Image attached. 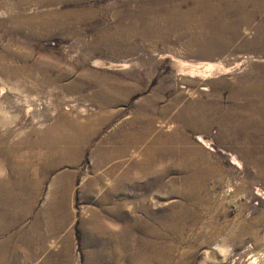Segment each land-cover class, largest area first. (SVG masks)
<instances>
[{
	"label": "rangeland",
	"instance_id": "374dc122",
	"mask_svg": "<svg viewBox=\"0 0 264 264\" xmlns=\"http://www.w3.org/2000/svg\"><path fill=\"white\" fill-rule=\"evenodd\" d=\"M70 3L0 0V263L264 264L263 12L210 59L194 22L143 30L214 0Z\"/></svg>",
	"mask_w": 264,
	"mask_h": 264
},
{
	"label": "bare ground",
	"instance_id": "6f19581e",
	"mask_svg": "<svg viewBox=\"0 0 264 264\" xmlns=\"http://www.w3.org/2000/svg\"><path fill=\"white\" fill-rule=\"evenodd\" d=\"M44 2H50V3H60L61 4H64V5H68L71 1L73 0H43ZM75 1V0H74ZM77 1V0H76ZM82 1V0H81ZM217 2V4H212V5H207L206 3V8H202L203 10L200 11V6H199V10H195V9H192V6L190 9L187 10H183L181 7H178L176 9H173L172 11H168L166 14V16L164 17V19H166V21H169L171 20V25H168V26H161V25H158L157 27L153 26L150 28V30H143V31H150L151 33H156V32H159L163 29H168V31H173L175 29H178V28H181V29H191L190 25H193V22L195 23V27L198 26L199 28H201L202 30H205L206 33L208 31V35L206 36V40L202 43H199L198 41H192L191 42V45H200V48L202 47L203 50H206L204 52V56L205 57H208L210 59H212L215 55L221 53V52H224L225 50L228 49V46H229V40H227L226 38L223 37V34L228 30V29H231V27L229 26L230 22L235 19V25H239L241 24L242 22L246 21L247 19V14L246 13H243V12H240V11H243V10H246L247 8H244V7H248V5H252V13H253V17L257 16L258 14L262 13L263 12V15H264V0H236V2H231V3H227L225 2L224 0H214V2ZM205 3V2H204ZM210 2H208L209 4ZM71 4V3H70ZM198 4V3H197ZM222 5H227L228 7L224 8V11H221L222 12H217L216 9L218 7H220ZM202 5V3H201ZM194 6V5H193ZM196 6V5H195ZM204 6V5H203ZM215 6V7H214ZM168 7V6H167ZM197 7V6H196ZM223 7V6H222ZM68 8V6H67ZM198 8V7H197ZM79 9V8H78ZM80 10V9H79ZM86 10V9H85ZM219 10V11H220ZM81 11V10H80ZM62 12V13H61ZM60 13H56L55 15L56 16H60V15H65V16H69V15H73L75 14L77 11L75 9H68L67 11L65 10V12L61 11ZM83 12V11H82ZM81 12V13H82ZM86 12V11H84ZM234 12H238L237 14H235ZM167 14L169 16H167ZM199 14V16H198ZM173 15L177 16V17H174ZM200 15H204L206 16L205 20H202L201 17L200 18ZM168 17V18H167ZM176 18V19H174ZM201 19V20H200ZM156 20V18L154 19ZM153 20V21H154ZM163 20V19H162ZM156 22V21H155ZM149 23V22H148ZM157 23V22H156ZM151 24V23H150ZM260 25V24H259ZM144 26V25H143ZM149 26V25H147ZM194 26V25H193ZM145 28V27H144ZM259 28V27H258ZM180 30V29H179ZM259 32H258V36L256 37V40L253 41V43H250V42H246L245 44V47H247L248 49H251V50H257V49H261L262 47H264V33L262 32L264 30V25L262 28H259L258 29ZM261 31V32H260ZM176 32V30H175ZM236 33H238V30L236 29L235 30ZM199 40V39H198ZM109 45L111 44H108V42H104V48L103 49H93L92 51L95 52V53H105L107 50H109L110 47H108ZM259 92V95H263L264 96V87L263 86H255V89L253 90V92ZM255 105V111L253 113H251L252 117L254 118V123L256 125V116H257V124H258V127L260 128L259 130L261 131V133L264 132V100H257L256 99V103H254ZM244 110V109H242ZM65 121V120H64ZM62 121V122H64ZM246 121V120H245ZM68 122V121H67ZM66 122V123H67ZM238 123H242L244 122L243 119L241 120H238L237 121ZM247 123V122H246ZM249 123V122H248ZM75 124V123H74ZM66 124H62L60 123L59 124V127L51 132H49L47 134L46 137H48V139L53 142H51L52 144L55 145V143L57 144L56 147L58 145H62V144H65L66 142H72V143H75V144H80L82 139L84 136L81 135V129L82 127L78 126L77 124V127H80L79 129L76 130V128H73L74 130L70 133H68L69 131L66 129ZM71 126V125H70ZM70 130V129H69ZM231 130V129H230ZM68 131V132H67ZM71 131V130H70ZM84 132V131H83ZM86 132V131H85ZM87 133V132H86ZM45 134V132H44ZM89 136V135H88ZM91 137V136H90ZM86 138V137H85ZM42 139V138H41ZM40 139V140H41ZM46 139V138H44ZM81 140V141H80ZM86 140V139H85ZM4 141V140H3ZM80 141V142H79ZM47 143H49L47 141ZM46 143V144H47ZM10 151V150H9ZM8 151V152H9ZM12 154V153H11ZM262 172V171H261ZM260 174H264V173H260ZM15 182V181H14ZM13 182V183H14ZM16 183V182H15ZM14 183V184H15ZM36 185V184H35ZM12 186V185H11ZM16 186V185H15ZM39 186V185H38ZM37 186V187H38ZM192 187V186H191ZM4 188V187H3ZM14 188V186H13ZM189 188V187H188ZM17 189V187H16ZM13 190V189H12ZM36 190V189H35ZM10 191V190H9ZM3 192V190H2ZM12 194V193H10ZM4 195V194H3ZM15 195V194H14ZM1 196V195H0ZM3 197V196H2ZM15 202V201H14ZM2 203V202H1ZM32 203V202H31ZM13 204V203H12ZM30 204V203H28ZM1 205V204H0ZM5 205V204H4ZM11 205V204H10ZM8 206V205H7ZM4 207V206H3ZM13 207V206H12ZM25 207V206H24ZM31 207V206H30ZM6 208V207H5ZM14 208V207H13ZM12 208V209H13ZM26 209V208H25ZM30 213V212H29ZM3 220V219H2ZM11 223V222H9ZM2 226H3V223H1ZM7 226V225H6ZM8 227V226H7ZM2 228V227H1ZM3 230V228H2ZM5 231V230H4ZM168 231L169 232H172V234H175L176 233V229L175 228H172L170 229V227L168 228ZM181 237V236H180ZM150 243V242H148ZM145 245H147L145 243ZM144 245V246H145ZM156 246V245H155ZM4 249V248H3ZM150 249V247H149ZM170 249V248H169ZM164 250V249H163ZM157 251V250H156ZM166 251V249H165ZM164 251V252H165ZM170 251V250H169ZM7 252V251H6ZM152 252V251H151ZM163 252V251H162ZM1 253V252H0ZM5 253V252H4ZM14 253V252H13ZM18 253V252H17ZM166 253V252H165ZM152 254V253H151ZM160 254V253H159ZM158 254V255H159ZM168 254V253H166ZM9 255V254H8ZM12 255V254H11ZM7 256V255H6ZM153 257V256H152ZM162 257V256H161ZM151 258V256H150ZM165 259V258H163ZM167 259V257H166ZM165 259V260H166ZM149 261V260H148ZM146 262V261H144ZM143 262V263H144ZM150 263V262H148ZM1 264V263H0ZM10 264V263H9ZM97 264V263H96ZM133 264H135L133 262ZM146 264V263H145Z\"/></svg>",
	"mask_w": 264,
	"mask_h": 264
}]
</instances>
